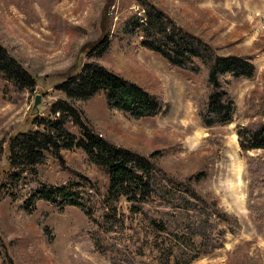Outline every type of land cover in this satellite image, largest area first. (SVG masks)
<instances>
[{"label":"rangeland","instance_id":"374dc122","mask_svg":"<svg viewBox=\"0 0 264 264\" xmlns=\"http://www.w3.org/2000/svg\"><path fill=\"white\" fill-rule=\"evenodd\" d=\"M149 1L217 54L240 55L252 63L251 78L233 79L228 86L236 106L231 121L212 127L200 123L197 106L207 91L203 67L194 73L171 67L157 54L125 46L115 36L98 61L158 96L164 112L128 117L107 108L100 94L72 104L109 142L153 154L155 164L176 178L201 176L196 191L208 202L214 198L235 220L220 248L188 264H264V151L240 150L234 133L236 124L256 122L264 103V0ZM129 10L137 11L133 0H0V45L35 80L32 91L18 92L0 79V184L11 181L3 173V141L36 128L31 118L46 116L55 100L64 99L55 85L90 59L84 45H92L103 31L114 35L117 16ZM62 158V164L49 159L37 174L23 176L18 191L82 177L103 190L104 174L81 151L63 152ZM18 204L0 192V264H109L94 252L89 224L78 208L58 213L54 205L38 202L26 213Z\"/></svg>","mask_w":264,"mask_h":264},{"label":"trees","instance_id":"16d2710c","mask_svg":"<svg viewBox=\"0 0 264 264\" xmlns=\"http://www.w3.org/2000/svg\"><path fill=\"white\" fill-rule=\"evenodd\" d=\"M133 3L137 11L117 16L114 35L103 31L92 45H84L89 47L90 59L55 85L64 99L55 100L46 116L31 118L36 128L19 130L3 141V173L13 182L6 179L0 192L19 201L26 213L38 202L54 205L58 213L68 206L78 208L89 224L86 233L94 252L109 264H188L220 248L226 229L235 220L217 207L214 198L208 202L207 196L196 191L201 176L176 178L155 164L153 154L109 142L85 122L82 110L72 103L100 94L107 108L128 117H154L164 112L158 96L98 61L114 36L125 46L157 54L171 67L189 73L205 69L207 91L197 106L204 127L231 121L236 106L228 86L233 79L251 78L254 68L240 55L217 54L208 42L178 26L149 0ZM0 79L18 92L32 91L35 86L30 73L1 45ZM260 106L256 122L234 126L240 150L264 151V103ZM74 150L81 151L104 174L103 190L82 177L57 186L38 183L23 194L18 191L23 176L37 174V167L49 159L62 164V153Z\"/></svg>","mask_w":264,"mask_h":264},{"label":"water","instance_id":"95a60500","mask_svg":"<svg viewBox=\"0 0 264 264\" xmlns=\"http://www.w3.org/2000/svg\"><path fill=\"white\" fill-rule=\"evenodd\" d=\"M38 104V97L35 95L32 106L35 107Z\"/></svg>","mask_w":264,"mask_h":264}]
</instances>
